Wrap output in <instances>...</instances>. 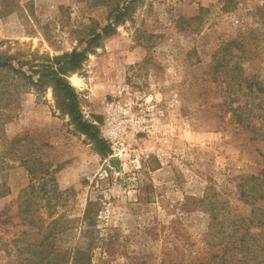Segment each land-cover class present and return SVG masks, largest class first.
<instances>
[{
	"label": "rangeland",
	"instance_id": "obj_1",
	"mask_svg": "<svg viewBox=\"0 0 264 264\" xmlns=\"http://www.w3.org/2000/svg\"><path fill=\"white\" fill-rule=\"evenodd\" d=\"M106 1L0 0V57L9 64L0 67V101L14 99L3 109L0 135L20 138L44 158L66 191L67 228L56 245L80 240L77 217L92 200L99 204L98 234L110 241L106 264H212L224 247L247 239L245 231H259L254 207L264 210L263 199L240 196L239 184L264 166V143L233 113L252 96L234 93L220 76L212 80L211 68L214 52L232 39L250 56L242 68L254 72V27L264 20V0H134L103 33ZM84 48L79 67L65 77L107 154L57 105L50 85L34 88L12 70L34 79L33 69ZM250 122L254 127V116ZM28 181L15 160L10 191L0 197V227L9 234L17 231ZM39 215L45 217L43 208ZM102 255L95 248L91 264H105ZM21 261L0 249V264Z\"/></svg>",
	"mask_w": 264,
	"mask_h": 264
},
{
	"label": "trees",
	"instance_id": "obj_2",
	"mask_svg": "<svg viewBox=\"0 0 264 264\" xmlns=\"http://www.w3.org/2000/svg\"><path fill=\"white\" fill-rule=\"evenodd\" d=\"M134 0H107V23L103 26V33L112 31V27L122 21L130 12L131 2ZM259 11L262 8L258 9ZM199 15V14H198ZM112 23L114 24L112 26ZM99 33L89 38V43L99 37ZM263 42V44L261 43ZM88 45L86 47H88ZM229 45L238 52L230 50ZM264 20L258 22L254 27V72H246L241 64L243 60L250 59L240 40H226L218 51L212 56V80L228 83L230 90L234 93H241L252 96L251 100L240 101L233 108L236 122L242 127L250 130L254 134L255 140L264 143ZM240 47V48H239ZM86 48L70 53L56 56L54 63L44 65L42 68L33 69L37 73L36 78L32 74H27L20 68H12L19 74V78H26L28 84L34 88H41L45 84L51 86L54 92L57 105L64 109L70 116L71 121L77 129L90 138L96 148L102 153L109 152L105 140L98 134L94 124L82 119L77 107V96L72 85L66 80V73L79 67L81 60L85 57ZM220 50V51H219ZM230 61V62H229ZM9 66L5 58L0 57V67ZM3 93H7L2 91ZM9 98V100L7 99ZM5 102L0 101V125L6 121L8 114L3 109L13 105L14 99L7 96ZM3 110V111H2ZM254 116V127L250 118ZM2 130V127H0ZM0 197L9 193L10 187L7 182L8 170L14 167V161L18 160L28 174V184L22 188L19 203V219L15 224L17 231L11 232L0 227V249L10 254L15 252L22 257L21 264H91L93 250L100 248L103 254V261L111 254L109 240L102 238L98 234L97 217L99 212L98 201L88 200L77 217L76 225L79 228L80 240L70 248H64L54 243V239L61 234L67 226L64 225L67 215L62 210L66 206L68 198L65 190H59L50 175L49 165L44 158L35 155L33 150L23 148L24 142L20 138L7 139L0 135ZM264 165V152L260 149ZM245 183L239 184L240 196L244 200L249 197L254 200H264V166L257 174L249 175ZM204 198H200L202 201ZM253 200V201H254ZM43 208L45 217L35 214ZM259 214L256 225L260 226L258 232H244L247 239L242 237L238 246L231 248L224 247V251L218 256L213 255L212 264H260L264 263V241H260L258 236H264V210L261 206L254 207ZM210 210V209H209ZM262 218V220H261ZM68 220V219H67ZM261 220V221H260ZM5 220L1 224L4 225ZM227 251V253H226ZM236 252L237 256L234 254ZM13 254V253H12ZM216 257V259H215ZM10 264V263H7ZM195 264V263H189ZM198 264H209L200 262Z\"/></svg>",
	"mask_w": 264,
	"mask_h": 264
}]
</instances>
